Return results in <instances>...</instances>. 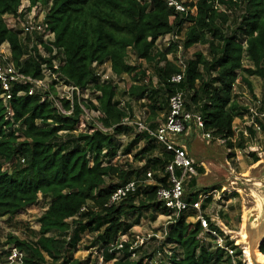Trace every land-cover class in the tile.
I'll use <instances>...</instances> for the list:
<instances>
[{
	"label": "trees",
	"instance_id": "1",
	"mask_svg": "<svg viewBox=\"0 0 264 264\" xmlns=\"http://www.w3.org/2000/svg\"><path fill=\"white\" fill-rule=\"evenodd\" d=\"M21 1L0 0V43H9L16 68L38 79L41 64L50 67V62L37 52L35 58L21 61L26 50L18 33L3 19L5 15L16 16ZM27 1L31 7L40 4L48 9L45 20L55 35L52 45L62 49L64 57L57 70L59 78L91 93L96 105L91 99L82 105L98 113L94 121L110 131L102 132L89 123L87 131L78 132L87 123L75 98L72 113L66 116L50 103H40L37 96L19 95L27 86L14 85L8 100V120L0 99V218H15L40 197L49 200L37 220L39 228L34 239L11 237L8 244L24 254L23 264H82L72 253L79 235L88 231L97 233L95 244H99L105 263L148 264L150 257L132 260L138 251H129L130 247L119 238L138 224L144 212H152L153 219L170 216L157 201L156 192L167 186L164 170L173 155L146 134H138L123 155L143 142L134 158L144 166L138 171L124 170L113 163L119 153L114 137L127 132L128 127L121 123L131 118L132 111L128 103L121 107L116 101L117 87L111 81L99 82L96 69L109 64L113 76L129 77L131 85L124 94L133 100H146L151 129L158 125L157 116L167 115L169 98L180 91L185 95V110L197 113L205 131L216 137H232L233 121L247 113L234 95L235 84L240 81L252 93L249 77L264 79V0H191L185 4L187 17L168 8L165 0ZM227 12L236 14L232 22ZM186 23L182 50L200 45L207 47V54H194L182 68L167 59L168 54L177 52V45L162 52L155 43L168 35L179 37ZM45 49L51 52V48ZM128 52L146 64L154 63L153 76L141 65H130ZM244 59L250 68L243 66ZM174 75L182 76L178 84L170 83ZM152 78L156 79V89ZM62 106L69 109L65 100ZM251 156L253 163L257 162ZM196 171L203 172L201 167ZM148 172L152 184L143 188ZM130 181L138 182L136 192L108 206L116 188ZM194 187L193 179L189 194H185L189 202H196L200 196L192 191ZM205 194L207 191L202 192ZM209 200L202 204V211ZM194 216L192 212L182 213L169 225L164 243L172 249L159 264H242L240 250L226 237L224 245L233 251L232 258L217 247L216 238L203 232L198 222H187ZM132 217L134 223H127ZM206 219L210 231L222 237ZM69 221L74 230L67 241ZM202 235L214 246L205 244ZM259 253L264 256V239Z\"/></svg>",
	"mask_w": 264,
	"mask_h": 264
},
{
	"label": "rangeland",
	"instance_id": "2",
	"mask_svg": "<svg viewBox=\"0 0 264 264\" xmlns=\"http://www.w3.org/2000/svg\"><path fill=\"white\" fill-rule=\"evenodd\" d=\"M25 1H21L22 5ZM183 1L184 3H190L191 0ZM227 14L232 17L230 18L231 22L236 17V14L234 16L230 12H227ZM3 18L10 29H17V21L14 17L5 15ZM187 26V23L184 24L183 31L177 39L168 35L158 39L155 43L156 49L162 52H165L170 45H177V52L168 54L167 59L180 67H183L196 53L207 54V47L200 45H196L187 51L182 50L183 33ZM127 60L130 65H141L153 76L154 63L146 64L144 61L138 60L132 52H128ZM243 66L245 68L251 67L246 59L243 61ZM102 69L104 70L103 79L111 81L117 87L116 101L120 102L121 107H124L126 103L131 106V121H141L149 125L148 103L146 100H133L124 94L131 85L129 77L113 76L109 64H105ZM249 80L252 84V93L248 91L243 83L238 81L234 87V95L240 105L248 109H256V113H264V79L249 77ZM152 87L157 88L155 78H152ZM90 94L87 91L84 93V97L91 99L92 103L96 105L94 97ZM87 112L89 114L88 119L93 118L94 120L96 112ZM165 117V114H160L155 121L161 123ZM233 123L236 125L235 139L225 145L206 144L201 139V133L196 131L180 135L178 142L189 148L193 155L195 168L201 167L203 170L201 174L197 172L196 177H186L184 182L185 194H189V184L193 179L195 180L193 192L197 191L202 195V192L207 191L210 200L206 205V209L201 210V215L208 218L209 222L219 229L223 235L221 237L223 243L226 237L240 250L241 263L249 264L244 256V248H249V240L256 237V231L250 229V217L253 214H255L254 216H261L258 228H260L259 233L264 232V119L253 118L247 111L245 116L236 118ZM87 125L86 127H79L78 132L87 131ZM16 128H19V126ZM137 135L134 129L128 127L126 133L114 137L119 146V153L113 163L121 169L138 171L144 166V162L134 158V155L143 147V142L132 147L129 154L123 155L125 148L135 140ZM239 145L241 147H238ZM251 155L258 159L257 162L253 163V156ZM150 184H152V181L144 182L141 186L145 188ZM48 203V199L40 197L37 203L26 207L15 218L11 220L6 217L0 218V264H5L6 252L8 248L13 246L8 244L9 238L27 241L34 239V233L39 228L37 220L47 209ZM152 216V212L142 213L138 224L134 225L119 240L130 247L129 251H138L135 255H132V260H138L144 256L150 257L148 264H159V262L165 261L164 255H169V251L172 249L164 243V239L166 231L175 217L156 216L153 219ZM187 222L195 223L196 219L194 217L188 218ZM69 223L71 228L66 236L67 241L71 239V233L74 230L71 221ZM127 223L133 224V217ZM245 232L248 233L249 237L245 236ZM241 234L245 236L244 239H241ZM260 235L259 238L261 239L262 233ZM96 237L97 233H89L88 231L81 233L76 249L72 253L73 258L82 264H111L103 261L99 244H95ZM201 239L205 244L210 242L214 246L213 242L204 235L201 236Z\"/></svg>",
	"mask_w": 264,
	"mask_h": 264
},
{
	"label": "built area",
	"instance_id": "3",
	"mask_svg": "<svg viewBox=\"0 0 264 264\" xmlns=\"http://www.w3.org/2000/svg\"><path fill=\"white\" fill-rule=\"evenodd\" d=\"M165 2L168 8L187 17L188 8L185 7L186 3L183 0H165ZM47 11L48 9H45L40 4L31 7L30 3L26 0L23 5L22 3L20 4L17 15H11L17 21V29H11L18 33L20 43L26 50V54L21 58V61L29 57L35 58L37 52L43 59L50 62V67L47 65L48 63L41 64V78L36 79L23 74L13 63L9 43H0V90L2 92L0 99L6 110L5 119L8 120L10 118L8 110L10 90L12 86L20 85L27 86V90L20 92L19 95L37 96L40 103L48 102L58 113L66 116L72 113L74 100L76 99L82 111V119L85 122L88 121L87 124L93 123L102 132H109L110 129H103L98 122L94 121L99 115L98 113H96L94 120L93 118L88 119V110L82 105L88 99L84 97V93L87 90L81 91L77 87L66 84L63 79L59 78L57 70L63 65L64 57L62 49L52 45L55 35L48 23H46L45 17ZM171 36L175 39L178 38L177 36ZM45 47L51 48V52H47ZM103 66L96 69V76L99 78L100 83L108 82L107 79H103ZM182 68H184V65ZM181 78V75H174L170 78V83L178 84ZM63 100L69 103L68 110L63 108ZM184 103L185 95L180 91L175 92L169 98L168 112L165 119L161 123H158L155 129H151L144 122L131 121L128 118L121 125L134 129L137 134H146L148 137L154 139L157 145L173 155V160L166 165L164 170V174L167 176V186L160 187L156 192V198L160 205L175 219L182 213H195L194 218L199 223L202 231L211 233L216 238L217 247L232 258L233 251L225 247L221 237L210 231L207 219L201 215V206L209 197V194L200 195L196 202L186 200L184 190L185 179L186 177H196L197 171L193 159L188 156L186 149L178 142V137L187 134L189 131H196L201 133V139L206 144L216 143L218 145H225L227 142H233L235 139L236 125L232 123V137L213 136L211 132L204 130L203 122L196 113L185 110ZM255 110L247 108V111L253 118L264 119V113H256L257 111L255 112ZM177 171H179V175ZM146 177V182L152 181L150 172L146 173ZM137 188V181H130L119 186L110 196L108 206L119 204L128 195L134 194ZM117 248L120 249L121 245L117 246ZM23 259L24 254L15 246H11L6 252L5 264H23Z\"/></svg>",
	"mask_w": 264,
	"mask_h": 264
},
{
	"label": "water",
	"instance_id": "4",
	"mask_svg": "<svg viewBox=\"0 0 264 264\" xmlns=\"http://www.w3.org/2000/svg\"><path fill=\"white\" fill-rule=\"evenodd\" d=\"M255 214L252 215V217H250V221H251V225H250V229L252 231H256V237H254L252 240H249V259H248V263L249 264H264V262H260L257 258L256 252L259 253V246H260V242L264 239V232L262 233V237L261 239L259 238L261 235V233H259L260 228L259 227V223H260V218L261 216H254ZM245 236H248V233L246 234L245 232Z\"/></svg>",
	"mask_w": 264,
	"mask_h": 264
},
{
	"label": "bare ground",
	"instance_id": "5",
	"mask_svg": "<svg viewBox=\"0 0 264 264\" xmlns=\"http://www.w3.org/2000/svg\"><path fill=\"white\" fill-rule=\"evenodd\" d=\"M242 231V230H241ZM244 235L243 234H241V239H244ZM256 255H257V258H258V260L260 261V262H264V256L262 255V254H260V253H258V252H256ZM244 256H245V258H246V260H248L249 259V249H248V247H245L244 248ZM246 262V261H245ZM247 263V262H246Z\"/></svg>",
	"mask_w": 264,
	"mask_h": 264
},
{
	"label": "crops",
	"instance_id": "6",
	"mask_svg": "<svg viewBox=\"0 0 264 264\" xmlns=\"http://www.w3.org/2000/svg\"><path fill=\"white\" fill-rule=\"evenodd\" d=\"M189 132H190V131H189ZM180 145L186 149L188 156H189L190 158H193V155H192V153L190 152L189 148H188V147H185V146L182 145V144H180Z\"/></svg>",
	"mask_w": 264,
	"mask_h": 264
}]
</instances>
